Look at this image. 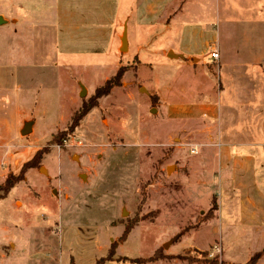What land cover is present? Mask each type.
Masks as SVG:
<instances>
[{
    "label": "rangeland",
    "instance_id": "obj_1",
    "mask_svg": "<svg viewBox=\"0 0 264 264\" xmlns=\"http://www.w3.org/2000/svg\"><path fill=\"white\" fill-rule=\"evenodd\" d=\"M223 1L221 12L205 24L163 37L142 64L127 51L117 53L120 60L111 49L101 59H68L55 44L45 42V48L31 39L25 25L17 26L18 33L11 23L0 27V139L16 176L34 160L0 201V264H225L219 223L241 212L248 225L222 233L225 245L240 244L231 259L252 250L263 252L262 260L264 190L258 173L239 172L246 178L239 190L219 180L218 187L204 188L196 173L206 131L218 132L221 110L231 106L244 115L242 107L264 101L263 31L251 24L246 0ZM36 4L44 9L41 1ZM150 4L156 3L139 4L141 20ZM20 11L19 0H0V15L9 21ZM69 21L64 36L76 46L83 28ZM169 46L198 61L166 57ZM218 46L223 59L212 62ZM55 58L72 65H49ZM241 63L252 65L246 70ZM121 68L120 84L97 97ZM245 89L253 97L245 98ZM205 102L212 111L204 112ZM181 106L194 112L180 113ZM81 112L85 116L73 123ZM27 120L34 121V130L25 137ZM248 124L247 118L237 124L240 133ZM240 200L249 203L236 212ZM220 202L223 215L212 226Z\"/></svg>",
    "mask_w": 264,
    "mask_h": 264
},
{
    "label": "crops",
    "instance_id": "obj_2",
    "mask_svg": "<svg viewBox=\"0 0 264 264\" xmlns=\"http://www.w3.org/2000/svg\"><path fill=\"white\" fill-rule=\"evenodd\" d=\"M36 1L19 0L20 14L18 15L13 12L12 16L14 19L11 21L5 15H0L3 20V25L0 27L11 23L10 25L14 27L15 33H18L19 28L17 29V26H21L20 28L22 29L25 25L24 31H27L28 36L33 37L31 39L34 41L40 40L44 43L45 48V42L51 45L55 44L57 53L67 56L68 59H70V56L76 55H87V58L101 59L111 49L115 57L121 60V55L117 53L121 51L124 35H127L128 45L126 54L129 55L130 59L136 58L142 64L143 59H145L144 57L148 56L149 53L152 55L150 50L153 51L155 48H158L163 37H168L169 33H176L177 30L192 26H201L214 17V12L216 14L218 11L221 12L223 0H39L44 5L42 11L37 10ZM144 1H154L156 4H150L144 9L145 13L141 20L139 16V4ZM229 1L231 0H227L226 2ZM246 1L248 3L246 9H249L252 15L251 24L258 25L257 27H260L263 31L261 35L264 36V0ZM160 3L164 4L160 5ZM72 7L74 9H71ZM154 16L157 17L154 19ZM69 17L74 18L75 25L83 28L80 29L82 36L74 40L78 43L76 46L73 44L69 46V42H66V37L64 36L67 27L70 25ZM86 19L87 22H85ZM86 24L87 32L86 27H84ZM218 48L220 58H222V50L219 46ZM165 55L166 57L171 56L172 60L184 59L187 62L194 60L193 55L185 57L177 51L175 46H169ZM68 59H64L62 62L55 58L52 59L49 65L59 66L62 64L65 67H70L72 63ZM56 62L58 63L56 64ZM212 62L215 61L213 60ZM87 64L91 65L92 63L87 62ZM239 65L244 66L247 70L248 65L252 64L241 63ZM246 70L244 69L245 72ZM245 76H247L245 82H249L251 75L245 74ZM245 90V94L249 95L245 98L253 97L252 94L248 93L250 89ZM207 96L209 100H212L209 97L210 93ZM263 103L264 101L260 106L242 107L241 109L245 110L243 112L244 115L231 106L221 110L218 132L208 135L209 132L207 130L201 154H199L200 151L198 150V154L202 157L196 170L197 175L201 179L198 183L200 186L214 189L218 187L215 184L219 180L221 186L225 184L235 190H239L246 179L242 174L246 172L249 174L258 173L257 179H260V183L258 184H261V189L262 191L264 190ZM202 109H204L205 113L213 110L207 102L203 104ZM179 110L180 113L184 112L185 115L194 112V109L188 106H181ZM245 118L249 120V124L246 126V130H242L243 132L241 131L242 133H240L237 124L245 121ZM25 122L32 123L33 133L34 121L27 120ZM4 145L0 139V166L3 168L7 166V168L0 172V184L4 183L10 172H13L15 175L18 174L16 167L11 168L12 164L8 159L12 157L5 151ZM7 149L10 148L7 147ZM239 172L242 174L239 175ZM235 173H238V177L234 175ZM238 179L241 180L239 184L237 183ZM241 201L238 204L239 206L236 207V212L242 211L244 205L249 203L247 201L244 204ZM252 206L255 208V205ZM222 210L223 205L220 202L217 216L209 221L210 225L214 226V222L220 220V216L223 215ZM221 223L223 224L221 226L223 229L222 231L218 230L217 235H219L221 240L223 248L221 257L225 264H246L254 254L260 252L248 250L239 256L243 257L242 259L232 260V248H238L240 244L234 245L235 242H232L225 245L222 233L225 227L226 229H237L243 228L245 227L244 225L248 224L242 218V212L238 216L233 213L229 214L226 216L225 222L220 221L219 224ZM253 226L261 227L257 224ZM189 247L197 248L194 245ZM263 249L264 240L261 241L260 250L262 251ZM258 264H264V257Z\"/></svg>",
    "mask_w": 264,
    "mask_h": 264
},
{
    "label": "trees",
    "instance_id": "obj_3",
    "mask_svg": "<svg viewBox=\"0 0 264 264\" xmlns=\"http://www.w3.org/2000/svg\"><path fill=\"white\" fill-rule=\"evenodd\" d=\"M123 76H124V70L121 68L118 71L117 75L113 79L108 81L107 84L103 88H100L97 90L96 96L102 97L104 95L109 94L110 91L114 87H116L120 84V81H121ZM84 116H85V112H81L80 115H75V117L73 119V123L79 122ZM33 161H30L27 164H25L21 173L18 176L11 174L5 179L4 184L0 187V192H1L0 200L6 199L8 197V195L11 193V191L15 188V186L24 180V172H25L26 168L27 169L32 168ZM214 202L216 204V199H214ZM214 208H215V210H217V205H215ZM132 229H133V227L126 228L125 233L121 239L122 242H124L127 239V236L129 235V233L131 232ZM116 248H117V245H113V247L111 249V253H110L111 255H114ZM156 255L152 258V260H155L157 258ZM262 256H263V252L256 253L251 258L250 264H256L261 259ZM104 262L105 261H103V259H102L97 264H105Z\"/></svg>",
    "mask_w": 264,
    "mask_h": 264
},
{
    "label": "water",
    "instance_id": "obj_4",
    "mask_svg": "<svg viewBox=\"0 0 264 264\" xmlns=\"http://www.w3.org/2000/svg\"><path fill=\"white\" fill-rule=\"evenodd\" d=\"M0 23L3 24V20L1 19V17H0ZM122 43H123V45H122L121 51H127V45H128L127 35H124V37L122 39ZM81 95L84 96L85 91ZM31 133H32V123H26L24 129L22 130V136L26 137V136L30 135ZM170 170H171V167L168 168V171H170Z\"/></svg>",
    "mask_w": 264,
    "mask_h": 264
},
{
    "label": "built area",
    "instance_id": "obj_5",
    "mask_svg": "<svg viewBox=\"0 0 264 264\" xmlns=\"http://www.w3.org/2000/svg\"><path fill=\"white\" fill-rule=\"evenodd\" d=\"M211 58H212L214 61H218L219 58H220L219 52H218V51H214V52H212V53H211ZM193 152H194L195 154H198L199 151L196 150V149H194Z\"/></svg>",
    "mask_w": 264,
    "mask_h": 264
}]
</instances>
